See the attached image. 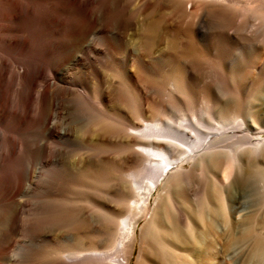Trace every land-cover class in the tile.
Masks as SVG:
<instances>
[{
	"label": "bare ground",
	"instance_id": "obj_1",
	"mask_svg": "<svg viewBox=\"0 0 264 264\" xmlns=\"http://www.w3.org/2000/svg\"><path fill=\"white\" fill-rule=\"evenodd\" d=\"M103 1L104 2L102 5L99 2L100 6H97L96 3H98V1L96 2V0H0V145L2 146V148L6 152H8V154H9L8 157L12 156L14 154V152L18 150L20 143L18 141L17 135L18 136L21 135V136H19V139L24 136V135L22 136V133H24L23 130L21 131L22 132L21 134L18 133L21 130L20 126L22 124H23V127L21 126L22 129H25L24 123H26V130L28 127L27 123H29L30 125H31V123H36L34 125V127L33 126H31V127L34 129H37L39 127L38 130H40V134L34 135V133H37V132L33 133V129L32 130L28 129V131L30 130L34 136L40 135V138L37 139V141H35V143L33 142V144L30 143L31 141L28 142L29 145L27 143L24 144L22 142L23 140L21 138V140H22L21 142L23 143L22 146L27 144L28 146L32 145L33 147H35L34 149H36L37 153L35 151V152H32V154H35V153L38 154V157H36V158H39V161H37V163H40L41 165L48 166V163L50 162V160H51V162L55 161L52 159L53 157H56L58 153L63 152V145L66 143V142L64 143L63 141H64V138H67V137H65L64 131H63L64 133L59 131L62 128H60L58 130V128L61 126V125H59L60 123L58 124V122H60L59 120L64 119L65 116H67L66 115L67 108L65 106V100H67L69 98V95L70 96L73 95V94H71V92H72L71 87L72 88L78 87L76 82L73 80L74 77L72 79V77L71 78L69 77L70 75L68 76V73H69L68 71H72L75 69H81V70L82 69L87 70L90 68L95 69L96 66H95L94 56L97 54L99 55L100 53H102L104 51H108L111 48V47L108 48L107 47L108 45L106 47L101 45V46L105 47V50L103 51V50H101V48L97 47L98 45L95 44L96 43L95 40L98 38L104 37V39H106L105 42H107L108 40H110V39L113 40V38H114L112 35H111L112 37H108L107 34H113V32H111V30H110L111 23L118 20V18H115L116 13L114 12L116 10L115 9L116 7L114 8V6L112 5L113 1L115 2L116 0H113V1L112 0H103ZM118 1L120 2V0H118ZM118 1H116L117 8L119 10H123V11L127 12L126 10H128V9L126 6L120 5L121 3L119 5H117ZM174 1H176V0H174ZM174 1L173 0H144L143 3L140 4L139 11L140 10L141 11L146 10L147 8L151 10V13H154L158 10H160V11L161 10H168L169 12L168 13L166 12V14L163 17L165 19L164 21L175 23V24L178 23L176 21L180 18L178 16L179 12H180V14H182V10H183L182 9V10L178 11L182 7V6L180 7L179 5L187 4L184 6H186V8H185L186 12L189 10V14H191V12H195L197 14L198 11L203 12L202 14H204L206 12H214L215 14L221 15L222 17H225L228 20V22H227L228 25L223 27L226 29H224L220 33V36H219L220 39L223 40V43L224 42H225V44L226 43H228V44L236 43L235 44V46H236L237 41L240 38L241 39H244V38L245 39H251V40L256 39V40H259L258 42L260 43V45L262 44V48L257 47V46H259V43L256 45V48H258L259 50L262 49L264 51V0H184L187 3H185V2L183 3L180 0H178L183 4H181L180 2L178 3V1H176V3H177L176 4ZM182 8H184V7H182ZM185 10H183V11H185ZM177 11H178V13H177ZM186 12H183V13H186ZM189 14L187 15V17H185V19L187 18V21L190 20V17L188 18ZM206 14H208V13H206ZM184 15H186V14H182L181 16L184 17ZM193 15H195V14H193ZM218 15H217V18H218ZM154 16H156V15L154 14ZM212 16H213V13L209 17L212 18ZM214 16H216V15H214ZM237 16L242 17L244 19L239 21V19H237ZM235 17H236V19H235ZM195 18H193V19L195 20ZM183 19H181V21H183ZM199 19L200 18H196L197 21L195 20L194 22L192 19L189 21L190 24L196 23V26L193 29L199 27L200 24L197 26V22L199 21ZM236 20L238 22H236ZM187 21H185V23ZM191 21L193 23H191ZM216 22L217 21H215V23ZM222 22H223V20H222ZM182 24H183V22H182ZM190 24L188 23V25H190ZM223 24H225V23L223 22L221 25H223ZM202 25H204V24L202 23ZM179 26L181 28L183 25L180 24ZM216 28L220 29V27H217V26L215 27V29ZM221 29H220V31H221ZM187 30L188 29H186V31ZM186 31L182 30L180 32H182L184 34V32H186ZM189 32L190 31L185 33V34H187V35H185L186 38L190 37V36H188L191 34V33L189 34ZM204 34H206V33H204ZM114 35H115L114 39H118V37L115 33H114ZM194 36H196V35H194ZM146 37H148V35ZM182 37H184V35ZM182 37H180L179 39H181ZM186 38H184V39L182 38V39L185 40ZM146 39H145V41H146ZM189 39L191 41L193 39V36H191ZM189 39H187V41ZM194 39H195V37H194ZM194 39H193V41H194ZM205 40H206V38H205ZM187 41L185 40V42H187ZM203 41L204 40L202 39V42ZM239 41L242 42L241 40H239ZM245 41H247V40H245ZM198 42H201V41H198ZM117 43H115V44H117ZM119 43H120V41H119ZM223 43H220L222 45H220L219 43H217V44H219L223 48L224 47ZM105 44H107V43H105ZM181 44H182V42H181ZM204 44L207 45L209 43L206 42ZM238 44H239V42H238ZM229 47H231V46H229ZM229 47L228 48L224 47V49L230 50ZM232 47H234V46H232ZM232 47H231V49H232ZM181 48H183V47L181 46ZM220 48L217 47V50ZM217 50H215V51H217ZM146 52H144L145 55H146ZM225 52L226 51H224V53ZM139 53H141V55H142L141 51ZM145 55L138 57L137 58L138 61L140 62L141 60H143ZM215 55L213 54L212 58L216 57ZM258 55H259V53H258ZM97 57H99V56H97ZM166 57H168V56H166ZM112 58H113V55H112ZM217 58H218V56H217ZM101 59H102V57H101ZM170 59H172V58H170ZM209 60H207L206 58H194V60H192L190 63L191 67L190 68L187 67L185 70L189 71L190 69L193 70V68L194 69H200L198 67L202 68V67H204V65L206 66V64H209L210 61H212L213 59L210 61ZM221 60L222 59H220V61ZM103 61H104V59H103ZM141 62L143 63V65L148 67L147 61L143 60ZM210 65H212V63H210ZM214 65L216 67L218 66V64H214ZM214 65H212V67H214ZM113 67L114 66H112V68ZM205 68L206 67H204V69ZM208 68H209V66H208ZM98 69H100V67ZM216 70H217V68H216ZM86 72L87 71H85V74H86ZM134 75H136V74H133V73L130 74V72H129L127 74L128 79L134 78L135 77ZM73 76H74V74H73ZM220 79L221 78H218V82L222 83L223 80L220 81ZM169 80L172 83L171 84L172 87H174V89L177 90L176 93L181 92L186 97H188L190 99H191V97H193L192 95H195V94L197 95L198 92H201V91L197 92V90L196 91L194 90V92L192 91L191 85L189 83L190 79L186 73H184V74L176 73L175 76H173ZM170 81L168 83H170ZM123 82L125 85L126 82L125 81H123ZM166 83H167V81H166ZM59 84H62L66 87L64 88L62 86H59ZM85 84H86V82H85ZM120 84H121V82H120ZM209 84H208V86H209ZM87 85H85V86H87ZM158 85H160L162 88V83H159ZM164 85H165V83H164ZM121 87H124V90H125V88L127 86L122 85ZM167 87L169 88L171 86L169 85ZM127 88L130 90L129 87H127ZM208 88H210V87H208ZM84 89H83V91H85ZM128 89H126L125 91H127ZM78 90L80 91L79 88H78ZM170 90L172 92L174 91L172 89H170ZM205 91H206L205 93H204V91L202 92L204 95H202V93H201V95L204 98L203 101L205 103V107H203L204 105L203 106L201 104L200 105L204 108V113L206 115H208L209 119H211L213 121L212 124H209L208 122H206L202 118V116H199V113H198V115L193 113L196 111V109L194 108L195 110H193L191 108L193 110V112H192L193 114L191 115L192 116L191 119H189L187 117H182V118H180V121L176 123L171 118L167 117V119H166L162 115L164 117L163 119H166V120H162V119L156 120V118H155V120L153 121V119H152V121L150 120L151 122H149L148 124L146 123V125H144L142 128L140 127L141 126L140 125L139 127L141 129H138V128L132 126L133 128H131V129L135 133L130 132L131 133L130 137L131 136H132V138L135 137L136 140H134L131 144H125V146H124V144H122L123 146L121 145L122 146L121 148H118V146L114 145V143L116 142L115 139H114L115 142L113 141V144L110 142V141H112V138H111V140L109 138L110 141L103 139L97 143V145L94 148V149H96L97 155H96L95 159H93V162L96 166H98L100 171L94 172L95 177L98 180H102L104 185H106V186H107V184H105V183H107V182L104 180L108 179L110 181L111 177H113V179L115 177L114 180L118 179L121 181H125L124 179H126L127 182H130V184L134 185V188H135L134 190H136L135 196H134L135 198H133V200L130 199L131 200V202L129 200L130 203L129 202L124 203V202H126V199L128 198V196L126 198V197H124L125 194H124V196L122 195L125 199V200H123L120 198V197H122L121 195H119V197H118L115 195V192L114 193L112 192V194H114L117 199H115L114 201L106 202V203H105V201H107V200H105L104 202L99 201V199L101 197H104L103 195L105 193L109 194L108 191H106L104 189L106 187L103 184H101L104 188L101 186L100 187H101V189L103 188V190H105V193L102 192V196H98L99 197L98 201L95 199H91L87 203V201L84 200V202H86L87 204H85L86 206H83V207H87V205L89 204L95 211H97L98 213L100 212L99 214H102V217H103V219L101 217L102 220H99L100 218L99 219L97 218L98 220H95L96 222H94L93 225L89 226L90 228H92L94 230V235L93 234L92 235L94 237L93 240L95 242H93V245L91 246V248L88 249L87 251L83 250V248L82 249L80 248L81 250L79 249L78 252L75 251L76 253L72 252V253H65V254L62 253V251L54 252L53 250H55V249L52 248L53 250L49 251V253L53 252V254H54L53 258H48L49 260L47 259L43 264H130L131 259L133 257H134V264H264V140L261 138V134L264 133V129H263V127H261L262 124H261L259 116L255 115L253 113L252 114L249 113L247 115H240V111H241L240 105L241 104H239L238 102L237 103L234 102V103H236L235 106L237 107L236 113L234 116L228 117L227 115L223 114L224 112L223 113L221 112L222 103H220L219 101H215L216 99L212 100L211 97L207 94L209 92L207 90H205ZM231 91H234V90H231ZM167 93L168 92H166L165 96L167 95ZM193 93H195V94H193ZM79 94H78L77 100H79V98L81 97V96H79ZM123 94H124V92L122 91V95ZM210 94H212L211 91H210ZM89 95H90V93H89ZM124 95H126V93ZM75 96L72 99L76 98ZM92 96H88V98L92 97ZM132 96H135V95L132 94ZM169 96L173 97L172 94ZM202 96L200 97L201 99H202ZM121 97H123V96H121ZM126 97L127 98L125 100L127 101L128 96L126 95ZM84 98H82V100ZM123 98H125V96ZM188 98H185V99L187 100ZM194 98L195 97H193V100L191 101L192 103H193V101L195 102ZM72 99H71V102H72ZM100 99H101V101L104 102V96L101 95ZM133 99H135V97ZM190 99H188L187 101H189ZM163 100L164 99L162 98L161 101H163ZM168 100L169 99L167 98V101ZM180 100H181V96H180ZM67 101H69V100H67ZM88 101L91 102L90 100H88ZM135 101H136V99H135ZM158 101H160V100H158ZM173 101L175 102V98ZM237 101H239V100H237ZM181 102H182V100H181ZM185 103L187 104L188 102H185ZM157 104L159 105V106L157 105L158 108H160V111L162 112V108L164 106L163 103L159 102ZM166 104H167V102H166ZM104 105H105V103H104ZM188 105H191V103L189 102ZM68 106H69V104H68ZM71 106H73V105L71 104ZM89 106H91V105H89ZM141 106L142 105H139L137 107H141ZM157 106H156V108H155V106L153 108L157 109ZM194 106H197V104H195ZM83 108H85V107H83ZM86 108H87V106H86ZM103 108H104V106H103ZM131 109H132V107H131ZM136 109L139 111V108H136ZM191 109L187 108L188 111H190ZM96 110H97L96 112H99L101 114L100 110H98V109H96ZM107 110L105 109V111H107ZM198 110L199 109H197V112H198ZM73 111H74V109H73ZM161 112L157 111V113H159L160 115L163 113V112L162 113ZM189 113H191V112H189ZM103 114L104 113L102 111V114H101L102 117H103ZM216 114H217V119L214 118V117H216ZM71 116H72V113H71ZM82 116H83V114H82ZM104 116H106V115H104ZM100 117H99V121L101 119ZM114 117H118V116L114 115ZM136 117H137V115H136ZM121 118H124V117H121ZM105 119H107V118H105ZM83 121H84V119H83ZM103 121H104V119L102 120V122ZM106 121L107 120H105V122ZM128 122H129V120H128ZM144 122H146V121H144ZM94 123H97V122L95 121ZM94 123H92V124H94ZM106 123H108V122H106ZM133 123L134 122H132V124ZM36 125L38 126L37 128H35ZM120 125H122V124H120ZM137 125L135 124V126H137ZM89 126H87V127H89ZM123 126H124L123 129H125V124H123ZM126 126H127L126 128L128 129V123L126 124ZM253 126L255 127V133H252L251 129H250ZM31 127H29V128H31ZM91 127H92V125H91ZM94 127L97 128V126H94ZM19 128H20V130H19ZM99 128H101V127H99ZM131 129L129 128V131H131ZM120 130H122V129H120ZM28 131H25V132H28ZM66 131H68V133H69V130L66 129ZM99 131H101V130H99ZM129 131L127 130V134ZM124 132L126 133V131H124ZM136 132L138 133V135ZM38 133H39V131H38ZM104 134H106V133H104ZM29 135L30 134H28L27 136H29ZM33 135H31V136H33ZM114 135H116V134H114ZM66 136H68V135L66 134ZM81 137H82V135H81ZM114 137L116 138V136H114ZM119 137L123 138L121 136H119ZM125 137H126V135H125ZM79 138H74V139L77 140ZM82 138H80V139H82ZM97 138L98 137H96V139ZM138 138H141L142 140L144 139V141L140 142ZM27 139H25V142ZM67 139H70V136ZM74 139H72L71 141H73ZM97 140H99V139H97ZM74 144H76V143H74ZM78 144L79 145L81 144L80 140H79ZM86 144H88V143H86ZM115 144H117V143H115ZM56 145L58 146L57 147L58 149L55 148ZM72 145H73V143H72ZM77 145H76V148H77ZM79 145H78V147H79ZM92 146L94 147V145H90V147H92ZM134 146H136V147H134ZM23 147H25V146H23ZM80 147H83V146L81 145ZM131 148L132 149L137 148V150L145 156V160L144 159L142 160V162L143 161L144 162L142 163L139 170H141L142 172L143 171L146 172V174L148 176V181H147L148 183H146V181H144L145 184L143 183V185H142L140 180H138L139 177H141V176H139L138 171L137 172L132 171L133 167L129 166V164H131V163L136 164V161H137L135 153H133L134 151L133 152L130 151ZM70 149H73V147ZM77 149H76V151H78ZM65 150H67V149H65ZM81 150H82V148L80 149V151ZM119 151H121V154H119L120 153ZM138 151H136L137 154H138ZM24 152H25V150H24ZM87 152H88V150H87ZM91 152L93 153L94 151H91ZM116 152H119L118 153L119 155L116 154L118 157L115 158L113 156V154ZM2 153H3V151L1 152V154ZM25 154L26 153H24V155ZM84 155L86 156L87 154H84ZM15 156H17V155H15ZM27 156L25 158L26 163L28 162ZM8 157L6 158V160L8 159ZM3 158H5V157L3 156ZM9 159H10V157H9ZM30 159H33V158H29V160ZM88 159H90V158H88ZM15 160H16L15 164H17L18 161H17V159H15ZM15 160H12V161L15 162ZM81 160H82V162H81ZM81 160H80V163L82 164L83 159H81ZM61 161H63V158ZM84 161H85V158H84ZM86 161L88 162L87 159H86ZM140 161L141 160H138V162H140ZM30 162L32 163V160H30ZM31 163H30V166H32ZM10 164H12V163H10ZM10 164H7V165H10ZM18 164H19V162H18ZM76 164H78V162H76ZM89 164H90V162H89ZM94 164H92V166ZM125 164H128L129 168L132 167L131 168L132 170L126 171V169H123V166ZM7 165H6V167H7ZM61 165H60V167H61ZM12 166H14V164H12ZM81 166H80V168H81ZM6 167H4V168H6ZM32 167H34V166H32ZM37 167H38V165H37ZM57 167H58V165H57ZM105 167L108 168L109 170L107 171V169ZM0 168H2V166ZM11 168L12 167H10L9 169H11ZM25 168H27V166H25ZM14 169L12 168L13 171H14ZM19 169L21 170L22 168H19ZM30 169L31 168H29V170ZM74 169L77 170L76 167H74ZM92 169H93V167H92ZM105 169H106V171H105ZM6 170H8V169H6ZM17 170H16V172L20 171V170L19 171H17ZM27 170H28V168H27ZM41 170H42V168H41ZM45 170H47V169L45 168ZM45 170H43V171H45ZM48 170H50V169H48ZM56 170H58V168ZM56 170H55V172H57ZM62 170H65V169H62ZM70 170L73 171L71 168H70ZM82 170H83V168H82ZM88 170H89V168L87 169V171H86L87 175H85V176L90 177L91 175L89 173H91V172L88 173ZM94 170L97 171L95 168H94ZM102 170H104V171H102ZM1 171H3V170H1ZM21 171H23V169ZM39 171H40V169H39ZM7 172H4V173L6 174ZM9 172H10V170H9ZM12 172H10V173L13 174ZM51 172H52L51 173L52 175H53V173L55 174L53 169ZM60 172H62V171H60ZM60 172H59V174H60ZM232 172H234V175H233V178L230 180L229 178H230V174ZM2 173L3 172H1L0 174H2ZM27 173L29 174V171ZM30 173L32 176L33 172L30 171ZM70 173H72V172H70ZM20 174H21L20 172H19V174L17 173V175H20ZM22 174H23V172H22ZM45 174L43 173V175H45ZM64 174H65V171H64ZM88 174H89V176H88ZM23 175H25V174H23ZM69 175L70 174L68 173V176ZM0 176L2 177L3 175H0ZM14 176H16L15 173H14ZM35 176H37V175H35ZM35 176H33V177H35ZM47 176L49 178L50 173H49V175L47 174L46 177ZM10 177L13 179L12 175H10L8 178H10ZM23 177H25V176H23ZM60 177H62V176H60ZM75 178H77V176ZM2 179L3 178H1V180ZM10 179L8 180V182L14 181V180H10ZM14 179L17 180V177H14ZM38 179H39V177H38ZM53 179H54V177H53ZM53 179L51 178V181ZM74 179L71 181H74ZM198 179H200V182H197ZM22 180H24V178L23 179L21 178V180L18 179V182H21ZM79 180H81V178H79ZM141 180H143V179H141ZM226 180L229 181L227 185H225ZM4 181H5V178H4ZM24 181H22V184L19 183V185H22L21 186L22 189H23V184L25 182H27V181H25V182ZM51 181H50V184L53 187H55V189H56V187H58V186L55 185V183L53 185V183H51ZM59 181L60 180H58V183H59ZM83 181H85V180H83ZM95 181H97V180H95ZM2 182H3V180L0 181L1 186L4 185V183L2 184ZM18 182H17V184H18ZM35 182L33 180L32 183H35ZM38 182L41 183L40 179L36 183H38ZM80 182H81V184L86 183V182L82 183V180ZM80 182L78 183L79 186H80ZM117 182H120V181H117ZM194 182L198 183L197 184L198 186L195 188L196 190L198 189L199 186L200 187L198 189L199 191L198 190L196 191L194 189V191H196V192L194 194H192L194 192V191L191 192V190L193 188L190 190L188 185L191 184L193 186L194 184H192V183H194ZM201 182H203L204 184ZM6 184L8 185V183H6ZM11 184H12V186H10V191L12 190V187H13V183H11ZM41 184H44V183L42 182ZM47 184H48L47 186H51L48 182H47ZM59 184L63 185V183H59ZM98 184H100V183H97V185ZM117 185L120 186V187H118L120 189L123 187H125V189H126V187H127L126 185L121 186V183H120V184H116V188H117ZM127 185H128V183H127ZM15 186H16V184H15ZM17 186L15 189H13L14 190L13 194H15L17 191H20L21 187L19 186V189H18ZM110 186H111V188H109V190L115 189V187L113 188L112 185H110ZM38 187H40V186H38ZM53 187H51L49 189L51 190ZM65 187H66V185H65ZM76 187H77V185H76ZM186 187H188V188L186 189ZM88 188H89V186H88ZM97 188H99V187H97ZM130 188L127 189V190H129V198H131L130 195H132V193L130 192ZM26 189H30V188H26ZM34 189H35V187H34ZM82 189H84V188H82ZM99 189H98V191H99ZM67 190L68 189H66L65 191H67ZM92 190H89V192ZM121 190H123V189H121ZM0 191H2V189ZM23 191H24V189H23ZM52 191H54V189ZM52 191H51V193H52ZM56 191H55V193H56ZM83 191L79 190V192H81V193H83ZM248 191H251L254 193L253 194V197H254L253 198V205H252L251 209H249V210H247V208H245V207L240 206L241 200L244 198V194H246ZM22 192H21V194H22ZM39 192H41V191H39ZM39 192L38 193L34 192V193L39 194ZM74 192H76V190ZM74 192H73V195L75 194ZM79 192L76 194H79ZM61 193H63V192H61ZM0 194H2V193H0ZM27 194H26V196H27ZM67 194H69V192ZM67 194H65V195H67ZM112 194H110V195L112 196ZM154 194H158V196L156 198H154L153 201H151ZM31 195L28 194V196H31ZM54 195H56V194H54ZM83 195H84V193L82 194V196ZM39 196H37L38 199H39ZM89 196H91V195H89ZM178 196L181 197V199H183V202L186 205L185 206L186 208H184L183 205L180 203ZM2 197H4V196H2ZM13 197H16V196H13ZM24 197H23V199H25ZM73 197H74V199H78L75 197V195ZM92 197H93V195H92ZM18 198H19V196H18ZM26 198H29V197H26ZM32 198H35V197H32ZM40 198H41V196H40ZM47 199L50 200V198H47ZM57 199H58V197H57ZM64 199H65V197H64ZM74 199H72V200L74 201ZM102 199H104V198H102ZM102 199H100V200H102ZM35 200H36V198H35ZM32 201H34V199H32ZM81 201H79V203ZM19 202H21V200ZM42 202H43V200H42ZM122 202L124 204H122ZM11 203H12V199H11ZM55 203H57V202H55ZM59 203H60V201H59ZM64 203H65V200H64ZM79 203L77 204V206L79 205ZM112 203H114L115 205H112ZM16 204H17V202H16ZM40 204L41 203L39 202V205ZM52 204H54V203H52ZM120 204L123 206L127 205L126 207L131 206V207H129V210L131 213L128 210L127 214L129 216L127 214H126L127 216L122 215L123 219H120L121 220L120 223L118 224V226H116V223H115V220L117 219V218L115 219L116 212H117V210L120 209V207L122 209V206H120V207L118 206L119 209H117L116 205H120ZM2 205L3 206L5 205L4 202L2 203ZM30 205H33V204H30ZM39 205H37V207ZM61 205H63V204H61ZM89 205H88V207H89ZM28 206H29V204H28ZM18 207L16 206V210ZM41 207H40V209H41ZM69 207H70V209L72 208L71 206H69ZM83 207H81V208H83ZM1 208L2 207H0V209ZM3 208L1 211L2 214H3V212H5V211H3ZM21 208H22V204H21ZM77 208L75 207V210ZM4 209H6V208H4ZM8 210H10V208ZM12 210H13V208H12ZM61 210H62V208H61ZM17 211H15V212H17ZM50 211H53V210L50 209ZM62 211H61V213H63ZM68 211H66V212H68ZM79 211H81V212H79L80 215H78V214H76V215L78 217L84 216V217L88 218L89 222L91 220L90 218L93 219L94 216H96L98 214V213L97 214L95 213L96 215L91 214L93 217L89 218L88 213H87V211H85V209H83V210L79 209ZM122 211H120L118 213L119 216L122 214L121 213ZM124 211H127V208ZM1 212H0V214H1ZM6 212L8 213V211H6ZM10 212H12V211H10ZM40 212H42V210H40L39 213ZM58 212H60V211H58ZM77 212H78V209H77ZM88 212L90 215L91 211L89 210ZM237 213H239V219L235 220L234 215ZM12 214L14 215V212H12ZM41 215H43V214H40V217H41ZM47 215H49V214H47ZM58 215H60V214L58 213ZM76 215H74V216H76ZM7 216H9V215L7 214ZM10 216H11V214H10ZM36 216H38V214ZM45 216H46V213H45ZM51 216L52 215H50V217ZM57 216H55V214H54V216H52V217H57ZM7 218H9V217H7ZM61 218H63V216ZM61 218H59V220ZM74 218L72 220H75ZM0 219H1V216H0ZM10 219L12 220V218H10ZM44 219L46 220V217ZM47 219H48V217H47ZM53 219H51V220H53ZM81 219L85 220V218H81ZM88 219H86V220H88ZM63 220H64V218H63ZM142 220L144 221V224L141 226V228H139L140 232H139V235L137 236L136 230L138 227V223ZM24 221H26V219ZM28 221H26V222H28ZM50 221L48 223V220H46V222L48 224L52 223ZM8 222H11V221H8ZM62 222H64V221H62ZM76 222H78V221H76ZM58 223H60V222H58ZM79 223H80V225L79 224L76 225V223H75V226H76L75 227V235L76 236L83 235L84 231L87 229L85 224H81V222H79ZM5 224H7V223H4V225ZM23 224H25V223H23ZM54 224H56V222ZM86 224L89 225L92 223H86ZM0 225H2V224H0ZM72 225L74 226V223ZM7 226H9V224ZM48 226H46V227H48ZM65 226H66V224H65ZM73 226H72V228H73ZM18 227H19V225H18ZM23 227H24V225H23ZM33 227H35V226H33ZM57 227H61V226L57 225ZM4 228L6 230V227H4ZM48 228H47V231L49 230ZM0 229H2L1 226H0ZM29 229L32 230L30 227H29ZM58 229L60 230V228H57V230ZM54 230L57 231L56 229H54ZM71 230H72V232H70V234L72 233L74 235V233H73L74 230L70 229V231ZM2 231H4V230L2 229ZM13 231H15V230L13 229ZM42 232H43V230H42ZM48 232H50V231H48ZM27 233H28L27 235L30 234L29 230ZM33 234L34 233H32V235ZM10 235H12V234H10ZM62 235H63V233H62ZM75 235H74V237H76ZM18 236H20V235H18ZM66 236H69V235H66ZM3 237H5V236H3ZM30 237H32V236H30ZM5 239H7V238H4V240ZM29 239H31V238H29ZM52 240L54 241L55 239L53 238ZM106 240H108L110 242L108 245V248L106 250L104 248H103V250H101V249L98 250L99 246H103L100 244L101 241H106ZM70 241L72 242V240H70ZM79 241H80V239H79ZM20 242H21V240H20ZM56 242H58V241H56ZM88 243H92V241L91 242L88 241ZM102 244H104V243H102ZM54 245H55V242H54ZM64 245L66 246V244H64ZM74 245H76V244L74 243ZM8 246H10L9 242H7L5 244V246L3 247V250H5ZM24 246H25V244H24ZM43 246L44 247H41L42 248L41 250H43V248L46 247L44 244H43ZM36 250L38 252V249H36ZM80 251H82V252H80ZM1 252H0V254H1ZM45 252L43 253V251H42L40 253H43L45 255ZM201 252H203L202 253L203 255H201ZM2 255L3 254H1V256ZM44 255H43V257H44ZM3 256H5V255H3ZM50 257H52V256H50ZM2 260L4 261V259H2ZM36 261H38V260H36ZM1 263H3V262H1Z\"/></svg>",
	"mask_w": 264,
	"mask_h": 264
},
{
	"label": "rangeland",
	"instance_id": "obj_2",
	"mask_svg": "<svg viewBox=\"0 0 264 264\" xmlns=\"http://www.w3.org/2000/svg\"><path fill=\"white\" fill-rule=\"evenodd\" d=\"M97 1H98V3H96ZM101 1L100 0H96V2H95L96 5L97 6H100L99 5V2L102 5L104 1L103 0H101ZM116 1H118V0H116ZM116 1L115 2L113 1V4L112 5L114 6V8L116 7L115 8L116 10L114 12L116 13L115 14L116 15L115 18H118V20L111 23L110 30H111V32H113V34H107V36L108 37H112L113 36L115 38V35H114V33H115L117 35L118 39H114L113 38V40L110 39L107 42H105L106 39H104V37H102V38H98V39L95 40V42H96L95 44L98 45L97 47L98 48H101V50H103V51L105 50V47L107 45H108L107 46L108 48L111 47L108 51H104V52L100 53L99 55L97 54V55L94 56V58H95L94 61H95V66H96L95 69H93V68H90V69H87V70H84V69H82V70L81 69H75V70H72V71H68L69 72L68 73V76L70 75L69 77L70 78L72 77V79L74 77L73 80L76 82V84L78 85V87H73V88L71 87V89H72L71 94H73V95H71V96L69 95V98L67 97L68 98L67 100H69V101L65 100V106L67 108V113H66L67 116H65L64 119H61L62 121L59 120L60 122H58V124L60 123L59 125H61L58 128V130L60 128H62L59 131L60 132H63L64 131L65 133L64 132L63 133L65 134V137H67V138L70 136V139L64 138V141L63 142L64 143L66 142L65 143L66 145L65 144L63 145V152L62 153L60 152V153L57 154L56 157L58 159L56 157H53L52 159L55 160V161H53V160L52 161L54 163L51 162V160H50L49 163L51 165L48 163V166L41 165L40 163H37V161H39V158H36V157H38V154H36L37 151H36V149H34L35 147H33L32 145L31 146H28L29 145L28 142L31 141L30 143L33 144V142L35 143V141H37V139L40 138V135L39 136L38 135L34 136L35 134H40V130H38L39 127L37 126L38 124L35 126V128L38 127L37 129H34V128L31 127V126L34 127V125L36 123H31L30 122L31 125L29 123H27L28 124L27 125L28 126L27 127V130H26V123H24L25 129H22L23 124L21 125L22 127L20 126L21 130L19 128L20 132H18V133L21 134L22 133L21 131L23 130L24 133H22V136L23 135L24 136L21 137L23 141L21 140V138L19 139V136H21V135H19V136L17 135L18 141H19L20 145L18 147V150L16 149L17 151H15L12 156H9L10 159L8 157V155H9L8 152H6L2 148V146L0 145V159H1L0 160V167L2 166V168H0V173L3 172L2 174H0V175H3L2 177L0 176V181L3 180L2 184L4 183V185H2V186H1V183H0V186L2 187V188L0 187L2 189V191H0V193H2V194H0V196H1L0 197V201H1L0 202L1 203L0 204V207L6 208V209L3 208V211H5V212L8 211V213L7 212L6 213L9 215V216H7V214L5 212H3V214H2V212H1L2 211V208L0 209V212H1V214H0V216H1L0 224H2L0 226L4 230V231H2V229H0V246H1L0 247V252L2 251L1 254L5 255V256H3V255L1 256V254H0V259H1L0 260V264H3V263L4 264H39V263L40 264H43L48 258H53V256H54L53 252L52 253L50 252L51 254L49 253V251H51L53 249H55V250H53L54 252H56V251H62V253H64V254L65 253H72V252L74 253L75 251L78 252L80 248L81 249L83 248V250H86L87 251L88 249L91 248V246L93 245V242H95L93 240L94 239V237H93L94 230L92 228H90L89 226L90 225H93V223L96 222L95 220H98L99 218H100L99 220H102L103 217H102V214H99L100 212L98 213L97 211H95L89 204H88L89 207H88V205H87V207H83V206H86L85 204H87L88 201L91 200V199H95V200L98 201V198H99L98 196H102V192L105 193V190L108 191L109 194H106V193L104 194L103 193L104 194L103 195L104 197H101L100 199H102V198H104V199H102V200L99 199V201H102V202H104L105 200H107V201H105V203L106 202H109V201H114L115 199H117L115 197V195L119 197V195H121V196L123 195L124 196V194H125L124 197L127 198V196H128V198H129V190H127V189L130 188V187H131L130 188V192L132 193V195H130L131 198H129V199L127 198L126 199V202H124V203H127V202H129L130 199L133 200V198H135L134 196H135V191L136 190H134L135 189L134 188V185L130 184V182H127L126 179H124V180L128 183V185H127V183L125 181H121V180H118V179L117 180H114L115 177H114V179H113V177H111L110 178V181L108 179L107 180H104V181L107 182V183H105V184H107V186H106V185H104V183H103L102 180H98L95 177L94 172H98L100 170H99L98 166H96L94 164V162H93V159H95V157L97 155L96 149H94V148L97 145V143L100 142L101 140L106 139L107 141H110L111 138H112V141H110V142L113 144V141L115 139L116 142L115 141L114 142L117 143V144L114 143V145L118 146V148H121L123 146L122 144H124V146H125V144H131L134 140H136L135 137H133V138H132V136L130 137V134L131 133H135V132H133V130L131 128L136 127L138 129H141L144 125H146V123L148 124L149 122H151L152 119L154 121L155 118H156V120L157 119L166 120L167 117H168V118H171L172 120H174V122L177 123V122L180 121V118H182V117H187V118L191 119V117H192L191 115L193 113H195L197 115L199 113V116H202V118L206 122H208L209 124H212L213 121L211 119H209V116L204 113V108L203 107H205V103L203 101L204 98H203L202 95H204V94L202 92L204 91V93H205L206 92L205 90H207L209 92L207 94L211 97L212 100H215L216 99L215 101H219L220 103H222V110H221V112L222 113L224 112L223 114L227 115L228 117L234 116L235 113H236V108H237L235 106V104L238 102L239 104H241L240 105L241 106L240 115H247L249 113H251V114L253 113V114L259 116L260 121H261V124H262L261 127H263V129H264V126H263L264 125V51L262 49H260V50L258 49V48H262V44L260 45V43L258 42L259 40H256V39L255 40L254 39L251 40V39H245V38L244 39H241L240 38L239 40H241L242 42H240L238 40L236 46H235L236 43H230V44L226 43L225 44V42L223 43V40H221L219 36H220V33L224 29H226V28H223V27H225V26L228 25L227 18L222 17L221 15L215 14L214 12H206L208 14H206V13L202 14L203 12H201V11H198L197 12V14L199 13L200 15L199 14L197 15L195 12H191L192 15L195 14V15L192 16L191 14H189V10L187 12L185 10L186 6H184V5H187V4H184V5H179L178 4L180 7L181 6L184 7V8L181 7V9H179L178 11H180V10L183 9L185 11L182 10V14H186V15H184V17H183V16H181L182 14H180V12H179V15L178 16L180 18L176 21L178 23L175 24V23L165 22L164 21L165 19L163 17L166 14V12L167 13L169 12L168 10H161V11L158 10V11H156L154 13H151V10L147 8L146 10H143V11L140 10L139 11L140 4H142L144 0H120V2L118 1L117 5H119L121 3L120 5L126 6L127 9H128V10H126L127 12H125L123 10H119L117 8V6H116ZM176 1H178V0H176ZM176 1H174V2L176 3ZM180 1L183 2V3L185 2L184 0H180ZM180 1H178V3ZM183 3H181V4H183ZM185 3H187V2H185ZM178 11H177V13H178ZM183 12H186V13H183ZM212 13H213V16L216 15L214 17L212 16L213 19L211 17H209ZM154 14L156 16H154ZM188 14H189L188 18L190 17V20L192 19L193 22L196 20V18H200L201 19V20L199 19V21L197 22V26L200 24L198 28L193 29L196 26V23L195 24H190V22H189L190 20L187 21V18L185 19V17H187ZM217 15H218V18H217ZM193 18H195V20ZM181 19H183V21H181ZM235 19H236V17H235ZM237 19H239V21H240V20H243L244 18L237 16ZM214 20L217 21L216 22L217 24L215 23ZM222 20L225 23V24H223L224 26L221 25L223 23ZM185 21H187V22L185 23ZM182 22H183V24H182ZM193 22L191 21V23H193ZM236 22H238V21L236 20ZM188 23L190 25H188ZM202 23L204 25H202ZM180 24L183 25L181 28L179 26ZM216 26L217 27H220V29L222 28L221 31H220L219 28H216L215 29ZM186 29H188V30L186 31ZM182 30L183 31H186V32L190 31L189 34L190 33L191 34L188 35V36H190V37L193 36V39L195 37L194 41H193V39L190 41V39H189L190 37L189 38H186L185 35H187V34H185L186 32H184V34L182 32H180ZM203 32L206 33V34H204ZM193 34L196 35V36H194ZM147 35H148V37H146ZM183 35H184V37H182ZM180 37H182L183 39L186 38L185 39L186 41H187V39H189V40L187 42H185V40H183L182 38L179 39ZM205 38H206V40H205ZM145 39H146V41H145ZM202 39L205 42L204 41L202 42ZM245 40H247V41H245ZM119 41H120V43H119ZM198 41H201V42H198ZM181 42H182V44H181ZM206 42H208L209 44L205 45L204 43H206ZM238 42H239V44H238ZM105 43H107V44H105ZM115 43H117V44H115ZM217 43H219V44L220 43H223L224 47H227V48L229 46H231V47L234 46V47H232V49H231V47H229L230 50L228 49L229 50L228 51L227 49H224V47L222 48L220 46L222 44L219 45ZM258 43H259V46H257L258 48H256V45ZM101 45H103L105 47H103ZM181 46L183 48H181ZM217 47L220 48L221 50L220 49L217 50ZM139 50L142 52V55H145L144 52L147 51L146 52V55L143 58V60L148 62V67L145 66V65H143V63L141 62L143 60L140 61L142 64L138 61L137 58L140 57V56H142L141 53H139L140 52ZM215 50H217V51H215ZM224 51H226V52L224 53ZM258 53H259V55H258ZM111 54L113 55V58H112V55ZM213 54L214 55L216 54L215 55L216 57H213L212 58ZM97 56H99V57H97ZM166 56H168V57H166ZM217 56H218V58H217ZM101 57H102V59H101ZM170 58H172V59H170ZM194 58H206L207 60H209V59L212 60L213 59L212 61L209 60L210 63H212V65L218 64V66L216 67L214 65V67H212V65H210V63H209V64H206V66L204 65V67H206L205 69H204V67H202V68L201 67H198L200 69H194L193 68V70L190 69L189 71H186L185 69L187 67H189V68L191 67L190 63H191L192 60H194ZM103 59H104V61H103ZM220 59H222V60L220 61ZM111 65L114 66V67L112 68ZM208 66H209V68H208ZM99 67H100V69H98ZM216 68H217V70H216ZM85 71H87L88 73L86 72V74H85ZM129 72H130V74L131 73L136 74V75H134L135 77L128 79L127 74ZM176 73H182V74L186 73L187 76L190 79L189 80V83L191 85L192 91L193 92H194V90L195 91L197 90V92L198 91H201V92H198L197 95L195 94L196 92L193 93V94H195V95H192L193 97H195L194 98L195 102L194 101H193V103L191 102L193 100V97H191V99H190V98L186 97L181 92H177L178 93L177 94L176 93L177 90L174 89V87H172V85H171L172 83H171V81L169 79H171L173 76H175ZM73 74H74V76H73ZM218 78H221L220 81L223 80L222 81L223 84L221 82L220 83L218 82ZM167 79L170 81V83H168L169 81ZM123 81L126 82L125 85H124V82ZM166 81H167V83H166ZM85 82H86V84H85ZM120 82H121V84L123 86L129 87L130 90L126 87L125 90L126 89H128V90L125 91L124 90V87H121L122 85L120 84ZM159 83H162V88L160 86L161 84L158 85ZM164 83H165V85H164ZM208 84H209V86H208ZM85 85H87V86H85ZM169 85L171 87L168 88L167 86H169ZM59 86H62L64 88L66 87V86H64L62 84H59ZM208 87H210V88H208ZM78 88L80 89V91L78 90ZM82 88L83 89L85 88L84 89L85 91H83ZM170 89H172L174 91L172 92ZM231 90H234V91H231ZM122 91L124 92V94L126 93V95L128 96L127 101L125 100L127 97L124 94L122 95ZM210 91L212 92V94H210ZM88 92L90 93V95H89ZM166 92H168V93L165 96ZM170 93L172 94L173 97H170L169 96V95H171ZM201 93H202V95H201ZM78 94H79V96H81L79 98V100H77ZM132 94L135 95V96H132ZM87 95L88 96H92L93 95V96L88 98ZM101 95L104 96V102L101 101V99H100V96ZM74 96L76 97V98H74L75 100L72 99ZM121 96H123V97L125 96V98H123ZM180 96H181L182 102L180 100ZM201 96H202V99L200 98ZM134 97H135L136 101H135V99H133ZM184 97L185 98H188L190 100L187 101L188 99L186 100ZM82 98H84V99L82 100ZM162 98L164 99L163 101H161ZM167 98L169 99L168 100L169 102L167 101ZM174 98H175V102L173 101ZM71 99H72V102H71ZM88 100H90L91 102H89ZM158 100H160V101H158ZM237 100H239V101H237ZM184 101L185 102H188V103L186 104ZM66 102L69 104V106H68V104ZM159 102H162L163 105H164L163 106L164 109L162 108V112L163 113L160 111V108H158L159 105L157 103H159ZM166 102H167V104H166ZM189 102L191 103V105H188ZM234 102H236V103H234ZM104 103H105V105H104ZM71 104L73 106H71ZM195 104H197V106L199 105L200 107L199 106L198 107L197 106H194ZM200 104L202 106L203 105L204 106L202 107ZM89 105H91V106H89ZM139 105H142V106L141 107H137ZM86 106H87V108H86ZM103 106H104V108H103ZM154 106H155V108L157 106V109L153 108ZM83 107H85V108H83ZM131 107H132V109H131ZM135 107L136 108H139V111L140 112ZM187 108L188 109H191L192 108L193 110L196 109V111L193 112L192 109H191L192 111L191 110L188 111ZM73 109H74L75 112L77 111L78 113L77 112L75 113L73 111ZM96 109L100 110L101 114H102V111H103V113H104L103 114V117H102V115L99 112H96L97 111ZM105 109L106 110L108 109V110L105 111ZM197 109H199L198 112H197ZM157 111L161 112L162 114L160 115L159 113H157ZM189 112H191V113H189ZM71 113H72V116H71ZM82 114H83V116H82ZM104 115H106V116H104ZM114 115L115 116L117 115L118 117H114ZM136 115H137L138 118L136 117ZM162 115L166 119H163L164 117ZM99 117L102 120L104 119V121L102 122L101 119L99 121ZM121 117H124V118H121ZM82 118L84 119V121H83ZM105 118H107V119H105ZM214 118L217 119V114H216V117H214ZM105 120H107L106 122H108V123H106ZM128 120H129V122H128ZM95 121L97 123H94ZM144 121H146V122H144ZM132 122H134L136 125L138 124L137 125L138 127L135 126L134 123L132 124ZM92 123H94L95 125L92 124ZM127 123H128V129L126 128L127 127L126 126ZM120 124H122V125H120ZM123 124H125V129H123L124 128ZM91 125H92V127H91ZM87 126H89V127H87ZM94 126H97V128H95ZM29 127H31V128H29ZM99 127H101V128H99ZM129 128L131 129V131H129ZM28 129H30V130L33 129V133L34 132H37V133H34V135H33L30 130L28 131ZM66 129L69 130V133H68V131H66ZM120 129H122V130H120ZM250 129H251V132L252 133H255V127L254 126L251 127ZM99 130H101V131H99ZM127 130L129 131L128 134H127ZM25 131H28V132H25ZM38 131H39V133H38ZM124 131H126V133ZM104 133H106V134H104ZM28 134H30V135L27 136ZM66 134L68 136H66ZM114 134H116V135H114ZM31 135H33V136H31ZM81 135H82L83 138L81 137ZM125 135H126V137H125ZM137 135H138V133H137ZM114 136H116V138ZM119 136H121L123 138H120ZM79 137L82 138V139H80ZM96 137H98L97 139H99V140H97ZM24 138L27 139L26 142H25V139ZM74 138H79V139L75 140ZM109 138H110V140H109ZM261 138L264 140V133L261 134ZM72 139H74V140L71 141ZM138 139H139L140 142L141 141H144V139L143 140L141 138H138ZM79 140H80V143H81L80 145L78 144L79 143ZM21 141L24 144L27 143L28 145L27 144L26 145H23V146H25V147H23L22 146L23 143ZM72 143H73V145H72ZM74 143H76V144H74ZM86 143H88V144H86ZM77 144L79 145V147H78ZM76 145H77V148L78 149L76 148ZM81 145L83 147H80ZM90 145H94V147L93 146L90 147ZM57 147L58 146L56 145L55 148L58 149ZM72 147H73V149H70ZM134 147H136V146H134ZM79 148L80 149L82 148V150L80 151ZM65 149H67V150H65ZM76 149L79 152L76 151ZM24 150H25V152H24ZM87 150H88V152H87ZM2 151H3V153L1 154ZM35 151H36V153L35 154H32V152H35ZM91 151H94V152L92 153ZM130 151L131 152L134 151L133 153H135V156L137 158V161H136V164L137 165L135 163H131V164H129V166H132L133 168L132 167L129 168L128 164H125L123 166V169H126V171H129V170L131 171L132 169H133L132 171H136V172L138 171L139 176H141V177H139L138 180H140V182L142 183V185H143V183L145 184L144 181H146V183H148L147 182L148 181V176H147L146 172H144V171L142 172L141 170H139L140 167H141V165H142V163L144 162V161L142 162V160L143 159L145 160V156L142 153H140L137 150V148H133V149L131 148ZM136 151H138V154L136 153ZM119 152L114 153L113 156L115 158L118 157L117 155L121 154V151H119ZM24 153H26L25 154L26 156L28 155L27 156V160H28L27 163H26V159H25L26 156L24 155ZM84 154H87V155L85 156ZM15 155H17V156H15ZM3 156L5 158H3ZM7 157H8L9 160L8 159L6 160ZM61 157L63 158V161H61L62 160ZM29 158H33V159H30V160H32V163L30 162ZM84 158H85V161H84ZM88 158H90L91 160L88 159ZM15 159H17V161L19 162V164H18V162H17V164H15L16 163V160ZM81 159H83V163H82L83 165L80 163V160ZM86 159L88 160V162L86 161ZM12 160H15V162L12 161ZM21 160L22 161L24 160V161L22 162ZM138 160H141V161L138 162ZM29 162L34 167L30 166V163ZM76 162H78V164H76ZM81 162H82V160H81ZM89 162H90V164H89ZM10 163L14 164V166H12V164H10ZM60 163L61 164L63 163L62 164L63 166ZM7 164H10V165H7ZM36 164L38 165V167H37ZM59 164L61 165V167H60ZM92 164H94V165L92 166ZM6 165H7V167H6ZM57 165H58V167H57ZM3 166L6 167V168H4ZM17 166L19 168H22L23 171H21L22 169L20 170ZM25 166H27L28 170H27V168H25ZM80 166H81V168H80ZM10 167H12L13 169L15 168L14 169L15 172L12 170V168L9 169ZM74 167H76L77 170L74 169ZM92 167H93V169H92ZM29 168H31V169L29 170ZM41 168H42V170H41ZM45 168L47 170H45ZM57 168H58V170H56ZM70 168L72 170L73 169L74 170L71 171ZM82 168H83L84 171L82 170ZM88 168H89L88 173L91 172V173H89L91 175L90 177L85 176V175H87L86 174L87 173L86 171H87ZM94 168L97 171H95ZM6 169H8V170H6ZM39 169H40V171H39ZM48 169H50V170H48ZM52 169L54 170V172L56 170L58 173L55 172V174L56 173L57 174L55 175L53 173V175H52L51 174L52 173L51 172ZM62 169H65V170H62ZM106 169H107V171L109 170L108 168H106ZM106 169H105V171H106ZM1 170H3V171H1ZM9 170H10V172L13 171L12 172L13 174H11L9 172ZM16 170L17 171L20 170L19 172L21 174L23 172V174H25V175H23V174L22 175L21 174L20 175H17V173L19 174V172H16ZM43 170H45V171H43ZM28 171H29V174L27 173ZM30 171L33 172L32 173V176H31ZM60 171H62V172H60ZM64 171H65V174H64ZM102 171H104V170H102ZM4 172H7V173L5 174ZM59 172H60V174H59ZM70 172H72V173H70ZM14 173H15L16 176H14ZM43 173L44 174L46 173V174L43 175ZM49 173H50V176L48 178V176L46 177V175L47 174L49 175ZM68 173L70 174L69 176H68ZM89 174H88V176H89ZM10 175H12L13 179L11 177H10L11 179L8 178ZM35 175H37V176H35ZM233 175H234V172H232L230 174V178H229L230 180L233 178ZM23 176H25V177H23ZM33 176H35V177H33ZM60 176H62V177H60ZM76 176H77V178H75ZM14 177H17V180H15ZM38 177H39L41 183L43 182L44 184H41L39 182H38L39 184L36 183L37 181H39ZM53 177H54V179H53ZM1 178H3V179L1 180ZM4 178H5V181L6 182L4 181ZM21 178L22 179L24 178V180L27 181V182H25L24 180H22V181L25 182V183L23 182L25 184V185L23 184L24 191H23V189L21 187L22 185H19V183L22 184V181L21 182H18V179L21 180ZM51 178L53 179L52 180L53 182L51 181ZM79 178H81L82 183H85V182L86 183L85 184H81V182H80L81 180H79ZM140 178L143 179V180H141ZM9 179L10 180H14V181L13 182H10V181L8 182ZM48 179L51 181V183H53V185L55 183V185H57L58 187H56V189H55V187H53L50 184V181ZM73 179H74V181H71ZM33 180H34V182L35 181L36 182L35 183H32ZM58 180H60L59 183H63V185H60L58 183ZM83 180H85V181H83ZM95 180H97L98 182L95 181ZM46 181L51 186H47L48 184H47ZM117 181H120V182H117ZM17 182H18V184H17ZM79 182H80V186L78 184ZM197 182H200V179H198ZM225 182H226L225 185H227L229 181L226 180ZM6 183H8V185ZM11 183H13V187H12V190L10 191V186H12ZM97 183H100V184L97 185ZM115 183L116 184H120L121 183V186L122 185L123 186L126 185L128 188L126 187V189H125V187H123V188H121L123 190H121L120 188H118V187H120L119 185H117V188H116V184ZM201 183H203V182H201ZM15 184H16V186L18 185L17 186L18 189H19V186L21 188H20V191H17L15 194H13V191H14L13 189L16 188ZM101 184H103L106 188H104ZM192 184H194L193 185L194 187L191 184L188 185L189 188H190V190L193 188L191 190V192L194 191V189L198 186L197 185L198 183H196V182H194ZM65 185H66V187H65ZM76 185H77V187H76ZM110 185H112L113 188L115 187V189H110L109 190V188H111ZM38 186H40V187H38ZM88 186H89V188L90 187L91 188L89 189ZM100 186L103 187L105 190H103V188L101 189ZM34 187H35V189H34ZM51 187H53V188L50 190L49 188H51ZM97 187H99L100 189L97 188ZM199 187H198V189H199ZM26 188H30V189H26ZM82 188H84V189H82ZM187 188L188 187H186V189ZM53 189H54V191H52ZM66 189H68V190L65 191ZM98 189H99L100 192L98 191ZM38 190L41 191V192H39ZM56 190L57 191L59 190L60 192L59 191L57 192ZM73 190L74 191L76 190V192H74ZM79 190L80 191H83L84 190L83 191V193H84L83 196H82L83 193L79 192ZM89 190H92L93 192L92 191L89 192ZM51 191H52V193H51ZM55 191H56V193H55ZM196 191H194L192 194H194ZM21 192H22V194H21ZM34 192H37V193L39 192V194H36ZM61 192H63L64 194L61 193ZM66 192L67 193L69 192V194L71 196L69 194H67ZM73 192L75 193L74 194L75 197L78 198V199H74ZM78 192H79V194H76ZM112 192L113 193L115 192V195L112 194ZM25 193L26 194L28 193L30 195L32 194V195L31 196H28V194H27V196H26ZM54 194H56V195H54ZM65 194H67V195H65ZM110 194H112V196ZM253 194L254 193L251 192V191H248L246 194H244V198L241 200L240 206L247 208V210L251 209V207L253 205V198H254L253 197ZM39 195L41 196L42 199L40 198ZM89 195H91V196H89ZM92 195H93L94 198L92 197ZM2 196H4V197H2ZM13 196H16V197H13ZM18 196H19L20 199L18 198ZM37 196H39V199H38ZM123 196L120 197V198L123 199V200H125ZM157 196H158V194H154V196L152 197L151 201H153V199L156 198ZM23 197L25 199H23ZM26 197H29V198H26ZM32 197H35L36 200H35V198H32ZM57 197H58V199H57ZM64 197H65V199H64ZM47 198H50V200H48ZM11 199H12V203H11ZM32 199H34L35 202L32 201ZM72 199H74V201ZM178 199H179L180 203L183 205V207L186 208L185 207L186 205L184 204L183 199H181V197H179V196H178ZM20 200H21V202H19ZM42 200H43V202H42ZM58 200L60 201V203H59ZM64 200H65V203H64ZM84 200L87 201V203L84 202ZM131 200H130V202H131ZM79 201H81L83 204L81 202L79 203ZM3 202H4V204L6 206L5 205L4 206L2 205ZM16 202H17V204H16ZM39 202L41 203L40 205L42 207L39 205ZM55 202H57V203H55ZM52 203H54V204H52ZM78 203H79V205L77 206ZM124 203L122 202V204H124ZM21 204H22V208H21ZM28 204H29V206H28ZM30 204H33V205H30ZM61 204H63V205H61ZM37 205H39V206L37 207ZM112 205H115V204L112 203ZM16 206L17 207L19 206L18 207L19 209L17 208L18 211L16 210ZM69 206H71L72 208L70 209ZM118 206L119 207L122 206V209L120 207V209H121L120 210ZM124 206L121 205V204L120 205H116L117 209H119V210H117L116 217H115V219L117 218L115 220L116 226H118V224L120 223V221H121L120 219H123L122 218V215H126L127 212H128V210H129V207H131V206L126 207L127 205H124ZM40 207H41V209H40ZM75 207L76 208L78 207L77 208L78 209V212H77V209L75 210ZM81 207H83V208H81ZM7 208L8 209L10 208V210H8ZM12 208H13V210H12ZM61 208H62L63 211L61 210ZM126 208H127V211H124V210H126ZM39 209L42 210L43 213L42 212L39 213V211H40ZM50 209L53 210V211H50ZM79 209L80 210L85 209V211H87V213H88L89 218L90 217H93L92 215H96L97 213L98 214L96 216H94L93 219L90 218L91 220L89 222V219L88 218H86L84 216H81V217L79 216L78 217L76 215V214L80 215L79 212H81V211H79ZM89 210L92 212V213L90 212V215L92 214L91 216L89 215V212H88ZM10 211L14 212V215ZM15 211H17V212H15ZM58 211H60V212H58ZM61 211L63 213H61ZM66 211H68V212H66ZM120 211H122L121 212L122 214L120 213L121 215L119 216L118 213ZM129 212H130V210H129ZM45 213H46V216H45ZM58 213L60 215H58ZM10 214H11V216H10ZM37 214H38V216H36ZM40 214H43V215H41V217H40ZM47 214H49V215H47ZM54 214H55V216H57V215L58 216L57 217H52V216H54ZM50 215H52L51 216L52 218L50 217ZM61 215L63 216L64 220H63V218H61L62 217ZM74 215H76V216H74ZM44 216L46 217V220H48V223H49V221L51 219L54 218L53 220L50 221L52 223L48 224L46 222V220L44 219L45 218ZM7 217H9V218H7ZM47 217H48V219H47ZM101 217H102V219H101ZM10 218H12V220ZM59 218H61V219L59 220ZM73 218L75 220H72ZM81 218H85V220L86 219H88V220L85 221L84 219H81ZM25 219H26V221H28V220L29 221L26 222V221H24ZM234 219L235 220L236 219H239V213H237V214L234 215ZM8 221H11V222H8ZM62 221H64V222H62ZM76 221H78V222H76ZM55 222H56V224H54ZM58 222H60V223H58ZM79 222H81V224H85L87 229L84 231V234L83 235L76 236L75 235V227H76L75 226V223H76V225H78V224L80 225ZM4 223H7V224L4 225ZM23 223H25V224H23ZM71 223L72 224L74 223V226ZM86 223H92V224H89L88 225ZM8 224H9V226H7ZM65 224H66V226H65ZM143 224H144V221L143 220L138 223V227H137V230H136L137 236L139 235V232H140L139 228H141V226ZM18 225H19V227H18ZM23 225H24V227H23ZM57 225L58 226L60 225L61 227H57ZM28 226L32 230H30ZM33 226H35V227H33ZM46 226H48L49 228L46 227ZM72 226H73V228H72ZM4 227H6V230H5ZM47 228L49 229L48 231H50V232L47 231ZM57 228H60V230L58 229L59 230L58 231ZM69 228L74 230L73 233H74V235L76 237H74V235L72 233L70 234V232H72V230L70 231ZM13 229L15 231H13ZM27 229L29 230V233H30L29 235H27L28 234L27 233L28 232ZM54 229H56L57 231H55ZM42 230H43V232H42ZM32 233H34V234L32 235ZM62 233H63V235H62ZM10 234H12V235H10ZM2 235L5 236V237H3ZM18 235H20V236H18ZM66 235H69V236H66ZM30 236H32L33 238L30 237ZM68 237L69 238L71 237L72 239L71 238L69 239ZM4 238H7L8 240L5 239L6 240L5 241ZM29 238H31V239H29ZM53 238L56 241H58V242H56L55 240L53 241L52 240ZM79 239H80V241H79ZM20 240H21V242H20ZM70 240H72V242ZM88 241H90V242L92 241V243H88ZM7 242L10 243V246H8L5 250H3V247L5 246V244ZM54 242H55V245H54ZM73 242L76 245H74ZM102 243H104V244H102ZM109 243L110 242L108 240L101 241L100 244L103 245V246H99L98 247V250L99 249L103 250V248L106 250L108 248ZM24 244H25V246H24ZM43 244L46 247L47 246L48 247L47 248L45 247V248H43V250H41L42 249L41 247H44ZM64 244H66V246ZM36 249H38V252H37ZM42 251H43V253L45 252V255L46 254L47 255L45 256L43 253H40ZM82 251H80V252H82ZM202 253L203 252H201V255H203ZM42 254L44 255V257H43ZM50 256H52V257H50ZM2 259H4V261ZM36 260H38V261H36ZM1 262H3V263H1ZM130 264H134V257L131 259Z\"/></svg>",
	"mask_w": 264,
	"mask_h": 264
}]
</instances>
